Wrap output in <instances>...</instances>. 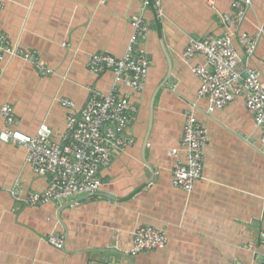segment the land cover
Segmentation results:
<instances>
[{
    "label": "crops",
    "instance_id": "obj_1",
    "mask_svg": "<svg viewBox=\"0 0 264 264\" xmlns=\"http://www.w3.org/2000/svg\"><path fill=\"white\" fill-rule=\"evenodd\" d=\"M233 0H162L161 15L141 9L140 0H0V35L49 71L41 75L32 61L6 56L0 72V105L14 112L13 129L34 136L42 125L60 142L70 113H79L93 92L108 95L113 88L136 107L135 121L124 131L134 144L113 156L98 173L96 194L28 207L30 193H42L46 177L26 163L24 148L0 142V264H262L264 258V148L253 115L243 96L208 112L198 99L199 80L191 68L201 56L182 57L188 42L221 36V16L231 15ZM141 17L149 31L136 50L150 62L141 93L114 85L111 71L94 75L87 69L93 54L121 58ZM235 34L257 37L246 56L234 41L238 71L259 72L264 81V0H253ZM136 51V52H137ZM152 128L145 158L142 146ZM60 100L73 104L72 110ZM192 114L208 134L203 149L202 178L192 192L171 184L178 160L183 125ZM0 118V130L4 129ZM18 188L19 196L11 190ZM152 227L165 233L160 250L128 254L135 230ZM61 235L56 249L48 237Z\"/></svg>",
    "mask_w": 264,
    "mask_h": 264
},
{
    "label": "built area",
    "instance_id": "obj_2",
    "mask_svg": "<svg viewBox=\"0 0 264 264\" xmlns=\"http://www.w3.org/2000/svg\"><path fill=\"white\" fill-rule=\"evenodd\" d=\"M252 1L233 0L231 15L221 16L225 34L191 39L182 57L189 60L201 56L204 60L203 65L194 66L191 71L199 80L197 97L207 101L208 112L222 109L243 96L264 148V81L256 70L238 71L239 58L234 46L236 40L246 56H251L256 48L257 37L244 33L236 35L234 32L245 19ZM98 2L103 4L106 0ZM140 3L142 10L153 8L158 16L161 15L162 0H140ZM131 28L132 33L121 58L104 53L93 54L88 59L87 69L94 75L111 71L115 86L123 84L141 93L146 86L150 62L143 52L136 50V44L148 33L149 28L141 17L132 20ZM6 56L32 61L41 75L49 73L37 63L33 54L12 46L5 35H0V72ZM59 102L61 106L72 110L71 102ZM136 114V107L125 97L119 96L115 87L108 95L93 92L79 113L68 115L62 140L54 142L51 130L44 125L38 128L34 136L13 129V108L7 104L0 105V118L5 126L0 130V142L24 148L26 163L33 173L48 179L47 188L42 193H30L25 198L26 206L37 207L51 202L59 204L76 196L98 193L102 186L98 176L100 170L107 169L114 155L124 152L135 142L132 137L125 136L124 131L135 121ZM207 143L206 130L192 114H187L181 148L170 152L172 156H177L180 151L185 154V160H178L171 171L174 188L185 193L192 192L194 184L202 178L203 149ZM11 195L18 197V188H13ZM47 242L56 249H61L64 244L61 235L50 236ZM166 243L167 237L162 231L140 227L133 234L128 254L134 256L160 250Z\"/></svg>",
    "mask_w": 264,
    "mask_h": 264
},
{
    "label": "water",
    "instance_id": "obj_3",
    "mask_svg": "<svg viewBox=\"0 0 264 264\" xmlns=\"http://www.w3.org/2000/svg\"><path fill=\"white\" fill-rule=\"evenodd\" d=\"M168 66H169V71H168V74L167 76L165 77V79L163 80V82L161 83V85L157 88L156 92L154 93V96H153V99L151 101V107H150V112H149V122H148V130H147V133H146V137L144 139V142H143V146H142V158H143V162L144 164L149 168L151 174L154 173L153 169L148 165L147 161H146V158H145V150H146V144H147V139H148V136L150 134V130L152 128V114H153V106H154V100H155V97H156V94L158 93V91L160 89H162V87L167 83V80L170 76V69H171V63H170V60L168 59Z\"/></svg>",
    "mask_w": 264,
    "mask_h": 264
}]
</instances>
